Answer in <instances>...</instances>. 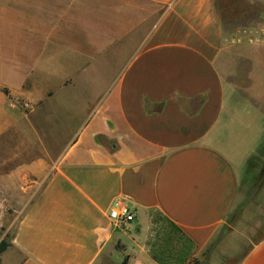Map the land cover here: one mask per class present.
<instances>
[{
  "label": "crops",
  "instance_id": "obj_1",
  "mask_svg": "<svg viewBox=\"0 0 264 264\" xmlns=\"http://www.w3.org/2000/svg\"><path fill=\"white\" fill-rule=\"evenodd\" d=\"M255 53L232 89L215 0H0V264L209 258L264 143ZM116 200L134 230L108 219ZM241 249L264 264V236Z\"/></svg>",
  "mask_w": 264,
  "mask_h": 264
},
{
  "label": "rangeland",
  "instance_id": "obj_2",
  "mask_svg": "<svg viewBox=\"0 0 264 264\" xmlns=\"http://www.w3.org/2000/svg\"><path fill=\"white\" fill-rule=\"evenodd\" d=\"M219 1L223 10L217 17L231 50L229 61L223 63L224 78L232 89L237 91L241 86L244 90L249 86L247 82L249 74L254 72L253 63L249 59L254 58L256 49H264V41L258 38L264 32L263 2L262 0ZM262 117L264 124V112ZM246 164H248L245 171L246 179L242 185L244 192L240 194L223 234L222 232L218 234L217 247L210 253L209 258L201 260V264H237L242 253L241 246L243 247L248 240L260 239L264 236V143ZM7 211L6 216H0V244H7L12 234L11 231H6V225L15 223L12 210ZM131 230H134V225ZM131 234L134 237L136 233L132 231ZM123 255L121 251L114 252L112 255L114 263L124 264Z\"/></svg>",
  "mask_w": 264,
  "mask_h": 264
},
{
  "label": "built area",
  "instance_id": "obj_3",
  "mask_svg": "<svg viewBox=\"0 0 264 264\" xmlns=\"http://www.w3.org/2000/svg\"><path fill=\"white\" fill-rule=\"evenodd\" d=\"M259 40L264 41V32L258 36ZM16 108H20L23 111L30 110V106L26 103L12 105ZM108 219L117 228L127 226L129 227L135 221V214L130 207L123 200H116L112 203L109 212ZM129 231L131 228L129 227Z\"/></svg>",
  "mask_w": 264,
  "mask_h": 264
},
{
  "label": "trees",
  "instance_id": "obj_4",
  "mask_svg": "<svg viewBox=\"0 0 264 264\" xmlns=\"http://www.w3.org/2000/svg\"><path fill=\"white\" fill-rule=\"evenodd\" d=\"M215 9H216V14L218 15V13L223 10V7L221 6V3L220 1L216 0L215 2ZM254 159V158H252ZM248 165V164H246ZM155 219H154V223H156V225H160V227L157 228V230L155 231V234H156V239H159V240H165L167 238L170 237V233L171 234H175V230H173L172 226L169 225L168 222L165 221V219L163 217H161L159 214H156L155 215ZM7 248V244L5 243H1L0 244V255L6 250ZM184 257H182L181 259V262L177 263V264H186L185 263V260L183 259ZM156 259H158L160 262H163L164 261V258H159V257H156ZM170 264V263H169ZM188 264H199V262H197L196 260H193L191 263H188Z\"/></svg>",
  "mask_w": 264,
  "mask_h": 264
}]
</instances>
